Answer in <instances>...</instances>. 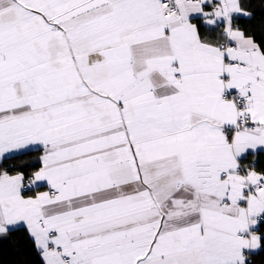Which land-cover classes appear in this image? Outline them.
I'll return each mask as SVG.
<instances>
[{"label": "snow or ice", "instance_id": "obj_1", "mask_svg": "<svg viewBox=\"0 0 264 264\" xmlns=\"http://www.w3.org/2000/svg\"><path fill=\"white\" fill-rule=\"evenodd\" d=\"M0 264H264V0H0Z\"/></svg>", "mask_w": 264, "mask_h": 264}]
</instances>
